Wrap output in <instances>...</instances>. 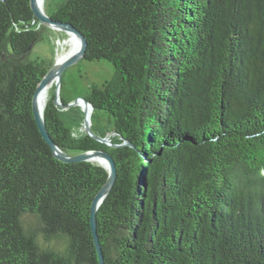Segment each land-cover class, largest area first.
Instances as JSON below:
<instances>
[{"label":"trees","instance_id":"1","mask_svg":"<svg viewBox=\"0 0 264 264\" xmlns=\"http://www.w3.org/2000/svg\"><path fill=\"white\" fill-rule=\"evenodd\" d=\"M49 14L115 68L85 97L112 118L111 144L75 137L54 93L44 107L62 150L116 163L96 213L105 264H264V0H64ZM48 29L30 0H0V264H99L107 165L55 157L33 111L53 61L30 46Z\"/></svg>","mask_w":264,"mask_h":264},{"label":"rangeland","instance_id":"2","mask_svg":"<svg viewBox=\"0 0 264 264\" xmlns=\"http://www.w3.org/2000/svg\"><path fill=\"white\" fill-rule=\"evenodd\" d=\"M64 0H42V8L51 13L57 5ZM74 38L65 30L49 28L44 38L37 42L30 51L31 59L59 60L63 55L74 49ZM114 65L106 59L88 60L81 58L66 67L62 73L61 96L72 103L79 98L86 97L93 84H102L114 74ZM55 83L46 89L45 103L55 91ZM61 116L68 126L71 127L75 137H81L85 132L84 121L88 112L85 105L76 104L60 108ZM112 118L104 110L92 111L90 125L94 133L103 137H111L113 132ZM99 161V160H96ZM103 162V161H100ZM105 163V162H103Z\"/></svg>","mask_w":264,"mask_h":264},{"label":"water","instance_id":"3","mask_svg":"<svg viewBox=\"0 0 264 264\" xmlns=\"http://www.w3.org/2000/svg\"><path fill=\"white\" fill-rule=\"evenodd\" d=\"M30 2H31V7L34 10V14L44 25H47V27L49 28H53L57 30L63 29L67 32L68 31L72 32L73 35L75 34L81 41L80 48L75 53L72 52V54L69 55L63 62L59 63L57 60H55L52 67L47 71V73L43 76V78L39 82L37 89L34 93L32 103H33V111H34L35 119L37 121L40 132L42 136L44 137V139L51 146L55 157L65 162L94 161L95 157H102L106 159L108 162V167L102 165L104 168L107 169L108 177L105 183L103 184V186H101L100 190L96 194L95 198L93 199L92 205H91V228L94 234L95 245H96L97 252H98L97 255L99 256V264H105V259H104L105 254H103L100 239H99L97 228H96L97 227V214L96 213L98 212L100 205L105 200V198L108 196V194L110 193V191L112 190L116 182V177H117L116 163L112 155L105 150L98 149V150L82 151L78 153H68L62 150L58 145H56L57 143H55V141L51 137L49 130L47 128L46 121H45L44 111H41L38 103H36L37 95L39 91L45 88L51 82L56 81L55 83L56 90L54 91V102L56 103V105H58L60 108H64L66 106H69L70 104L76 105L81 102H84L85 105L90 106L92 111H94L93 104L85 97L79 98L77 101L72 102V103L63 104V101L60 95L62 73L68 65L85 57L86 50H87V38L72 23L60 22L52 18L49 13H47L45 10L40 8V5L37 0H30ZM33 46H34V43L31 44L30 48H33ZM84 119H85L84 121L85 132L88 135L92 136L95 140L101 141L103 143L111 144L110 137L108 136L103 137L93 132L91 125H90V120L87 115H86V118ZM125 144L133 146L132 143L127 142V141L125 142Z\"/></svg>","mask_w":264,"mask_h":264},{"label":"bare ground","instance_id":"4","mask_svg":"<svg viewBox=\"0 0 264 264\" xmlns=\"http://www.w3.org/2000/svg\"><path fill=\"white\" fill-rule=\"evenodd\" d=\"M37 1H38L39 5H40V8L43 9V8H42V0H37ZM43 10H44V9H43ZM59 30H63V29H59ZM66 32H67V31H66ZM68 33L74 38V43H75V44H74V47H73L74 49H72L69 53L63 55V56L58 60L59 63H60V62H63V61L69 56V55L72 54V52L75 53V52L80 48V44H81L80 39H79L75 34L73 35L72 32H69V31H68ZM53 83H56V81L51 82V83H50L49 85H47L45 88H43L42 90H40L39 93H38V95H37V102H36V103H38L39 108H40L41 111H44V107H45V99H46V97H47V92H48V91H46V89H48L49 86L52 85ZM80 104H81V105H85L84 102H81ZM85 106H87V105H85ZM87 107H88L87 116H88V118H89V120H90L91 115H92V109H91L90 106H87ZM95 160H99V161H103V162H105V164H106L107 167H108V162H107L106 159H104V158H102V157H95V158H94V161H95Z\"/></svg>","mask_w":264,"mask_h":264},{"label":"clouds","instance_id":"5","mask_svg":"<svg viewBox=\"0 0 264 264\" xmlns=\"http://www.w3.org/2000/svg\"><path fill=\"white\" fill-rule=\"evenodd\" d=\"M36 243L43 248L49 246L51 242L45 241L43 234L41 233V235L37 237Z\"/></svg>","mask_w":264,"mask_h":264}]
</instances>
